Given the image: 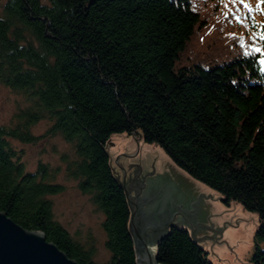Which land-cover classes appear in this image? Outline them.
I'll list each match as a JSON object with an SVG mask.
<instances>
[{
    "label": "trees",
    "instance_id": "16d2710c",
    "mask_svg": "<svg viewBox=\"0 0 264 264\" xmlns=\"http://www.w3.org/2000/svg\"><path fill=\"white\" fill-rule=\"evenodd\" d=\"M200 1L6 0L0 84L30 106L15 127L0 126V212L80 264H98L54 217L60 169L40 163L30 172L12 145L40 140L32 127L48 120L45 136L74 148L76 158L63 159L67 176L104 216L107 264H138L131 207L108 152L117 133H139L226 205L255 212L264 243V55L252 51L264 52V19ZM211 34L223 49L205 43ZM208 254L185 227L157 247L160 264H214ZM252 261L264 264V249Z\"/></svg>",
    "mask_w": 264,
    "mask_h": 264
},
{
    "label": "water",
    "instance_id": "95a60500",
    "mask_svg": "<svg viewBox=\"0 0 264 264\" xmlns=\"http://www.w3.org/2000/svg\"><path fill=\"white\" fill-rule=\"evenodd\" d=\"M108 152L131 207L130 228L138 264H160L157 261L158 244L172 228L180 225L193 233L214 264H253L247 255L249 244L256 241L262 245L254 238L259 227L256 213L245 210L234 200L227 206L217 191L200 186L178 171L165 159L157 144L146 143L139 133L113 134ZM132 175L139 185L147 180L158 186L169 185L173 191L170 189L172 192L168 193L163 188H154L145 199L142 196L139 200V195L135 197L126 182ZM146 207H155L152 212L168 210L171 222L161 228L145 223L142 219L147 214ZM0 264L80 263L49 242L44 233L29 231L0 212Z\"/></svg>",
    "mask_w": 264,
    "mask_h": 264
},
{
    "label": "rangeland",
    "instance_id": "374dc122",
    "mask_svg": "<svg viewBox=\"0 0 264 264\" xmlns=\"http://www.w3.org/2000/svg\"><path fill=\"white\" fill-rule=\"evenodd\" d=\"M42 1L47 3V0ZM216 1L217 0H201L199 6L200 8L210 7L215 5ZM258 1L255 2V0H243V3H241V0H220V3L222 8H229L230 2L232 4L238 5L239 7H244V4L246 3L253 9V11H257L259 8H254V5L260 4ZM5 2L6 0H0V13L3 10ZM258 6L264 8V5L260 4ZM245 9L249 12L248 8ZM249 13H252V11ZM256 15H259L260 19H264V12L260 11ZM221 38V34L220 36L217 34H211L205 43H220V49H223L221 46ZM224 45L226 48L227 43H224ZM228 49L231 50V48ZM229 53L232 54L233 52L230 51ZM29 106L30 103H28L27 99L23 95L16 93L10 88L0 84V126L10 128L15 127V114L21 110L27 109ZM50 127L51 122L48 120H42L32 127V133L36 136H39L40 140L29 144L21 143L17 140H11L12 145L17 151L21 153L22 161L25 163L26 169L28 171L36 172L40 163L48 165L53 170L60 169V173L57 177V183L64 185L65 190L60 194L49 197V199L53 202L54 217L70 233L72 238L77 243L81 244L86 250L93 253L92 258L94 262L98 264H107L111 259V254L105 246L106 235L102 228L104 216L97 206L92 202L91 197L84 195L79 190L78 182L67 176V163L63 159L66 158L69 160H74L76 158L74 148L71 144L65 142L60 136H45ZM161 150L165 159L174 168L189 176L172 162V160L166 155L162 148ZM192 180L200 186L209 188L208 186L194 179ZM132 194L138 198L139 193L135 195L132 192ZM220 196L224 200L223 195L220 194ZM235 202L240 204L245 209L241 203L238 201ZM188 231L193 235L189 229ZM256 232L254 233V238L257 240ZM193 237L195 238L194 235ZM201 246L203 247V245ZM258 249H264V243L261 245L256 241H251L247 252L249 262L253 263L252 257Z\"/></svg>",
    "mask_w": 264,
    "mask_h": 264
},
{
    "label": "flooded vegetation",
    "instance_id": "af4514ba",
    "mask_svg": "<svg viewBox=\"0 0 264 264\" xmlns=\"http://www.w3.org/2000/svg\"><path fill=\"white\" fill-rule=\"evenodd\" d=\"M126 182L128 183V185H130L131 190L135 195L137 193L141 192L142 195L139 194V200H141L142 196H144V199H145L146 195L150 194L154 188H156V189H162L163 188L162 190L165 192H168V193L169 192L171 193L173 191L169 185L167 186L164 183L160 184V186H158L157 183H155V182H150V181L145 180L144 184L141 183V185H139L136 177H133V175L131 176L130 180L126 179ZM162 185H166L167 187L162 186ZM148 200H149V198H148ZM171 202H175V201L172 200ZM146 203H145V205H146ZM143 204L144 203L141 202V205H143ZM172 204H174V203H172ZM156 208H157V206H156ZM167 208H170V206ZM145 209H147V214L145 215V219H142V220H144L145 223L153 224V225L159 226L161 228V227L165 226L168 222H171V219L168 218L170 215H168V212H166L168 210L164 211V212H166V213H164L161 211L152 212L153 210H155V207H151V208L146 207ZM157 210H158V208H157Z\"/></svg>",
    "mask_w": 264,
    "mask_h": 264
},
{
    "label": "snow or ice",
    "instance_id": "6c2138e0",
    "mask_svg": "<svg viewBox=\"0 0 264 264\" xmlns=\"http://www.w3.org/2000/svg\"><path fill=\"white\" fill-rule=\"evenodd\" d=\"M241 3H243V0H241ZM260 4L264 5V0H260ZM244 7L248 8L249 12L253 11V9L248 5V4H244ZM262 12H264V8L260 9ZM237 19L239 20V17H237ZM257 35L259 36V39L264 41V28H262L260 33H257ZM253 52H257V53H261L262 55H264V52H262V49L259 47H255L252 49ZM246 54H250V53H246ZM261 64H264V59H261L260 61Z\"/></svg>",
    "mask_w": 264,
    "mask_h": 264
},
{
    "label": "bare ground",
    "instance_id": "6f19581e",
    "mask_svg": "<svg viewBox=\"0 0 264 264\" xmlns=\"http://www.w3.org/2000/svg\"><path fill=\"white\" fill-rule=\"evenodd\" d=\"M223 201H225V200H223ZM225 204H226V202H225ZM181 226V225H180ZM183 226V225H182ZM185 227V226H184ZM192 235V234H191Z\"/></svg>",
    "mask_w": 264,
    "mask_h": 264
}]
</instances>
